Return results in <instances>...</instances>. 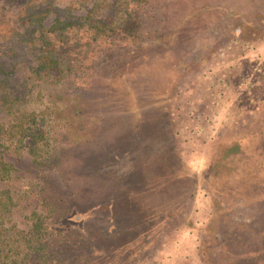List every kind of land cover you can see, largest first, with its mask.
Returning a JSON list of instances; mask_svg holds the SVG:
<instances>
[{
    "label": "rangeland",
    "instance_id": "1",
    "mask_svg": "<svg viewBox=\"0 0 264 264\" xmlns=\"http://www.w3.org/2000/svg\"><path fill=\"white\" fill-rule=\"evenodd\" d=\"M33 4L46 27L64 19L65 75L32 74ZM0 6V125L18 97L46 131L3 152L13 219L27 231L36 210L49 225L27 264H234L259 241L264 0Z\"/></svg>",
    "mask_w": 264,
    "mask_h": 264
},
{
    "label": "trees",
    "instance_id": "2",
    "mask_svg": "<svg viewBox=\"0 0 264 264\" xmlns=\"http://www.w3.org/2000/svg\"><path fill=\"white\" fill-rule=\"evenodd\" d=\"M96 6L99 5L95 4L88 10L85 19L94 16ZM34 9L36 12L31 14V17L34 16L33 19L39 26L35 27L32 22V26H30L32 29L27 31V39L39 47L41 53L32 74L40 79L65 75L60 58V31L64 19L57 16L55 22L46 27L43 25L45 14L38 10L35 4L31 6V11ZM28 10L30 11V9ZM3 21V8L0 6V27ZM31 88V86L27 87V94L31 93ZM19 103L18 97L2 101L10 119L0 125V264H27L29 256L45 249L44 241L49 230L46 216L36 210L32 211L30 215L31 228L27 231L21 230L11 215L16 205L15 197L10 190L2 186L3 182L12 179L14 171L13 165L4 159L3 152L18 147L19 143L26 138L36 139L46 135V131L39 125L35 113H31L29 116L20 114ZM6 142H8L7 145ZM235 258H237L238 264H264V233L261 234L259 241L253 240L249 244L248 251L238 253Z\"/></svg>",
    "mask_w": 264,
    "mask_h": 264
}]
</instances>
